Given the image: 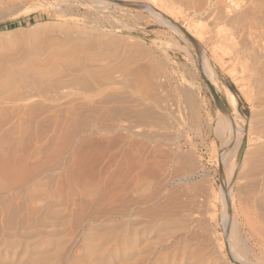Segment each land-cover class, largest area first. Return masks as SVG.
Returning a JSON list of instances; mask_svg holds the SVG:
<instances>
[{"label": "rangeland", "instance_id": "rangeland-1", "mask_svg": "<svg viewBox=\"0 0 264 264\" xmlns=\"http://www.w3.org/2000/svg\"><path fill=\"white\" fill-rule=\"evenodd\" d=\"M118 1L0 0V147H68L75 178L90 185L74 196L77 206L111 221L133 208L143 255L152 247L161 263L189 258L181 256L188 243L195 254L203 251L198 264H237L227 247L237 236L232 244L241 258L264 264V215L256 202L264 186L263 99L224 55L230 44L212 50L197 41L214 75L209 81L179 31ZM209 85L226 111L223 89L233 93L246 128L241 158L234 144L222 165L223 110ZM221 191L228 192L231 220ZM67 233L63 224L58 236Z\"/></svg>", "mask_w": 264, "mask_h": 264}, {"label": "bare ground", "instance_id": "bare-ground-1", "mask_svg": "<svg viewBox=\"0 0 264 264\" xmlns=\"http://www.w3.org/2000/svg\"><path fill=\"white\" fill-rule=\"evenodd\" d=\"M115 1L97 0V2L105 5ZM168 1L167 3V0H144V3L139 6L151 12L156 20L165 23L175 31H179L182 37L191 42L198 53L200 65L208 75L209 81L214 79V75L206 58L203 57L202 49L197 41H206L211 44L212 50L219 43L230 44L231 47L223 51L224 55L228 56L229 62L234 65V69H242L247 74L248 84L256 95L261 96L264 103V0ZM121 3L126 5V3ZM176 8H178L177 11ZM178 15L187 20L189 24L185 26L178 24ZM201 16H203V23L200 20ZM208 24H212L214 27L212 34ZM188 35L192 40L188 38ZM45 41L43 40V42ZM22 47L26 46L23 45ZM11 48L14 49L15 47L11 46ZM24 54L26 56V52ZM245 66L248 68L247 72L244 70ZM0 88L2 87L0 86ZM223 90L230 110L220 112L217 119V128H221L224 132V137L219 139L223 144L222 148L220 147L222 151L220 155L221 165L225 162L223 160L226 159L225 150L227 148L234 144H236V148L241 147V136L245 130L239 125L240 118L236 115L238 111L233 93L227 87ZM118 113H121L120 110ZM130 113L132 114V112ZM84 126L83 128H87ZM80 129L82 128L80 127ZM244 133L246 135V131ZM61 145L57 146L56 149L54 146L53 148L50 146L52 150H42L47 149L42 147V149L40 147L39 149L0 147V264L196 263L198 260L196 257L199 253L203 254V251L201 250L202 252L199 253L197 251L195 254L188 243L184 244L181 250V256H188L187 259L181 258L174 262L161 263L159 260L160 253L157 252L155 255L156 251L152 247V250L149 249L151 251L150 257L143 255L144 250L140 246L142 240L139 239L140 235L143 236V232H139L132 224L137 216L132 212L133 208H129L123 215L119 216L122 221H111L110 218L108 220V217L102 216L105 214L103 212L100 213L101 215H95L92 211L94 215L90 216L83 213L84 209L82 206H77L74 196L86 195L90 185L87 188L81 183L83 182L82 179L80 182V177L79 181L76 179L78 175L75 178L76 172L70 169L72 165L69 167V160L71 161L70 158L74 157L67 160L71 150L68 147L59 148ZM77 152L76 155H73H79ZM79 163L81 162L78 161L77 164ZM85 181L88 180L85 179ZM261 187L263 194L259 195L256 202L261 214L264 215V186ZM63 189L67 190L63 191L67 192L66 199H63L64 197L61 195ZM90 190L92 191L91 188ZM88 196L81 200L85 201L84 199H87ZM221 197L220 200L224 201V205L225 202L227 204L228 211L226 212L224 205L223 208H225L224 214H227L228 217V212L231 209L228 192H222ZM228 218L231 220L230 217ZM122 223L125 227L120 229ZM63 224H68V233L65 239L58 236V229L62 228ZM96 234L98 240H96ZM235 238L237 239V236ZM235 238L232 240L234 241ZM237 240L236 245L239 243V237ZM233 241L227 242V247L234 261L237 264H249L236 252L235 247L237 246H235V241V247L233 246ZM166 249L164 250L166 251Z\"/></svg>", "mask_w": 264, "mask_h": 264}, {"label": "water", "instance_id": "water-1", "mask_svg": "<svg viewBox=\"0 0 264 264\" xmlns=\"http://www.w3.org/2000/svg\"><path fill=\"white\" fill-rule=\"evenodd\" d=\"M117 2L119 3V1H117ZM120 3H121V2H120ZM126 5H129V6H131V7H135V8H139V7H140V6L137 5V4H126ZM188 38L192 40V38H191L189 35H188ZM193 42H194V41H193ZM209 89H210V92H211V94H212V96H213V98H214V100H215L217 106H218L221 110H226V109H225V106H224V104H223V102L221 101V99H220L219 95L217 94V92L215 91V89H214L211 85H209ZM245 131H246V128H245L244 132H245ZM245 145H246V138H245V136H244V137H243V140H242L241 148H240V151H239V154H238V158H239V159L241 158V156H242V154H243V151H244V149H245Z\"/></svg>", "mask_w": 264, "mask_h": 264}]
</instances>
